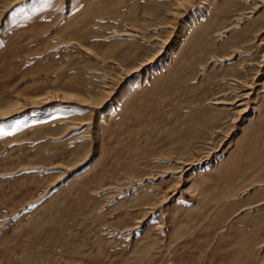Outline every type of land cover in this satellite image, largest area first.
Wrapping results in <instances>:
<instances>
[{
	"label": "rangeland",
	"instance_id": "obj_1",
	"mask_svg": "<svg viewBox=\"0 0 264 264\" xmlns=\"http://www.w3.org/2000/svg\"><path fill=\"white\" fill-rule=\"evenodd\" d=\"M0 264H264V0H0Z\"/></svg>",
	"mask_w": 264,
	"mask_h": 264
},
{
	"label": "bare ground",
	"instance_id": "obj_2",
	"mask_svg": "<svg viewBox=\"0 0 264 264\" xmlns=\"http://www.w3.org/2000/svg\"><path fill=\"white\" fill-rule=\"evenodd\" d=\"M247 89V88H246ZM254 89V88H253ZM252 94V92L251 93H248V94H246L242 99H240V100H238L237 99V105L238 106H241V108H243V109H241L240 111H239V113L240 114H244V113H246L247 112V109H248V103H249V99H250V95Z\"/></svg>",
	"mask_w": 264,
	"mask_h": 264
}]
</instances>
